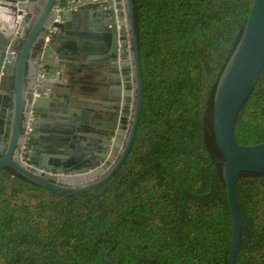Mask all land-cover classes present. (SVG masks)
<instances>
[{"label":"trees","instance_id":"obj_1","mask_svg":"<svg viewBox=\"0 0 264 264\" xmlns=\"http://www.w3.org/2000/svg\"><path fill=\"white\" fill-rule=\"evenodd\" d=\"M252 0H134L142 101L115 175L79 194L0 170V264H226L231 237L213 94ZM264 141V67L243 106ZM236 264H264V174L236 188ZM114 242H113V241Z\"/></svg>","mask_w":264,"mask_h":264},{"label":"water","instance_id":"obj_2","mask_svg":"<svg viewBox=\"0 0 264 264\" xmlns=\"http://www.w3.org/2000/svg\"><path fill=\"white\" fill-rule=\"evenodd\" d=\"M60 2L66 5L59 7ZM263 67L264 0H252L213 94L214 137L222 155L216 163L222 166L231 215L226 264H236L242 239L236 188L246 174H264V141L248 144L240 127ZM51 84L69 88L58 93ZM73 89L103 94L80 101L70 99ZM142 89L134 0H0V170L66 195L105 182L134 140ZM29 113L24 163L18 153ZM108 250L104 257L114 264Z\"/></svg>","mask_w":264,"mask_h":264},{"label":"built area","instance_id":"obj_3","mask_svg":"<svg viewBox=\"0 0 264 264\" xmlns=\"http://www.w3.org/2000/svg\"><path fill=\"white\" fill-rule=\"evenodd\" d=\"M58 15L55 16L49 23L47 26V37L48 35H50L56 28V26L53 24V22L55 20H58ZM11 55L15 56L16 55V49H13L11 51ZM43 69V68H42ZM41 75V73L39 72V76ZM32 119L31 114L29 113L27 115V117L25 118V126L23 128V136H22V141L19 147V153H18V157L19 159L24 162L27 163L28 159H29V150H30V144H29V133L32 131V126L30 124V120Z\"/></svg>","mask_w":264,"mask_h":264},{"label":"crops","instance_id":"obj_4","mask_svg":"<svg viewBox=\"0 0 264 264\" xmlns=\"http://www.w3.org/2000/svg\"><path fill=\"white\" fill-rule=\"evenodd\" d=\"M77 1H79V0H77ZM92 52V54L93 53H96V52H94V51H91L90 50V52L89 53H91ZM99 54L101 53L100 51L98 52ZM99 69H103V65H99ZM40 73H41V75L44 73V69H41L40 70ZM57 75H58V72H55V74H53V77L54 78H56L57 77ZM67 83L69 82V81H66ZM97 86H98V84H96ZM51 86L53 87V85L51 84ZM53 88H55L56 89V91L58 92V93H62V92H64V91H62V88H63V90L64 89H68L69 87H68V84H65V86L63 85H61L60 87H53ZM77 93L79 94V95H77ZM91 94L93 95H96V98H94V97H92L91 96ZM103 93L102 92H99V91H96V90H92V92L91 93H89L88 91H84V93H82V92H80V90H77V89H73L72 90V92H71V97H70V99H79L80 101L81 100H83V101H91V99L93 98V100L94 99H97L98 98V95H102ZM50 113V115H52V112L50 111L49 112ZM49 115V114H48ZM49 117H51V116H49Z\"/></svg>","mask_w":264,"mask_h":264},{"label":"flooded vegetation","instance_id":"obj_5","mask_svg":"<svg viewBox=\"0 0 264 264\" xmlns=\"http://www.w3.org/2000/svg\"><path fill=\"white\" fill-rule=\"evenodd\" d=\"M67 2V1H66ZM66 2L64 3H61L60 2V4H59V7L60 6H65L66 5ZM68 3V2H67ZM69 4V3H68ZM22 28H24V27H22ZM27 31V30H26ZM46 31H48V29L46 28ZM37 38H38V36H37ZM22 41H23V39H21V37L16 41V43L14 44V48L16 49V50H18L19 48H20V46H21V44H22ZM42 63H40V65H41ZM42 69V68H41ZM40 69V70H41Z\"/></svg>","mask_w":264,"mask_h":264}]
</instances>
